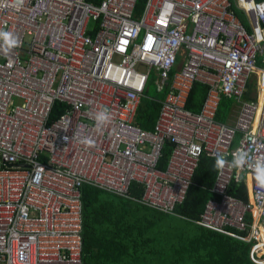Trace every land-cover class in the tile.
Wrapping results in <instances>:
<instances>
[{
  "label": "built area",
  "instance_id": "built-area-1",
  "mask_svg": "<svg viewBox=\"0 0 264 264\" xmlns=\"http://www.w3.org/2000/svg\"><path fill=\"white\" fill-rule=\"evenodd\" d=\"M138 2L0 0V32L19 42L0 39V264H83L85 186L178 215L204 156L225 165L196 222L264 264V0H146L137 14ZM152 74L164 97L146 130L136 118ZM196 83L208 87L198 113ZM222 99L234 123L218 121ZM101 110L111 121L98 129ZM241 177L246 204L229 194Z\"/></svg>",
  "mask_w": 264,
  "mask_h": 264
},
{
  "label": "trees",
  "instance_id": "trees-1",
  "mask_svg": "<svg viewBox=\"0 0 264 264\" xmlns=\"http://www.w3.org/2000/svg\"><path fill=\"white\" fill-rule=\"evenodd\" d=\"M100 5L104 0H88ZM146 0H139L137 14ZM235 14L248 27L241 10L233 7ZM100 21V20H98ZM92 25L97 26V22ZM254 84L249 86V94ZM208 87L196 83L187 108L200 112ZM162 96L142 99L136 124L153 130L160 113ZM66 105L58 102L51 121L59 118ZM234 102L222 99L217 119L228 123L234 114ZM237 145V141L235 142ZM170 147L165 146L160 170H164ZM220 169L217 160L204 156L198 168L186 202L176 209L178 215L166 214L156 209L132 202L107 192L85 186L83 188V264H255L250 258L251 244L211 231L198 224L208 202L216 198L212 189ZM132 194L141 192L132 189ZM229 194L245 204L249 202L244 177L232 182ZM247 221L252 223L249 212Z\"/></svg>",
  "mask_w": 264,
  "mask_h": 264
},
{
  "label": "clouds",
  "instance_id": "clouds-1",
  "mask_svg": "<svg viewBox=\"0 0 264 264\" xmlns=\"http://www.w3.org/2000/svg\"><path fill=\"white\" fill-rule=\"evenodd\" d=\"M0 39H3L5 41V47L8 49L18 46L19 43L18 40L10 32H0ZM95 120L96 127L100 129L110 123L111 115L107 110H101L96 113ZM83 142L89 146H92L94 144L92 140H85ZM224 165L225 161L223 159L217 160L218 169H222ZM255 171L260 186L264 187V161H261V163L255 168Z\"/></svg>",
  "mask_w": 264,
  "mask_h": 264
},
{
  "label": "rangeland",
  "instance_id": "rangeland-1",
  "mask_svg": "<svg viewBox=\"0 0 264 264\" xmlns=\"http://www.w3.org/2000/svg\"><path fill=\"white\" fill-rule=\"evenodd\" d=\"M156 82H157V80L154 79V75L152 74L151 77H150V83H149L150 96L151 97L160 96L161 95L160 92H157ZM237 113H238V108H235V111H234V114H233V117H232L230 123H234L236 121Z\"/></svg>",
  "mask_w": 264,
  "mask_h": 264
},
{
  "label": "bare ground",
  "instance_id": "bare-ground-1",
  "mask_svg": "<svg viewBox=\"0 0 264 264\" xmlns=\"http://www.w3.org/2000/svg\"><path fill=\"white\" fill-rule=\"evenodd\" d=\"M259 93L261 95V98H260V111H261L262 107L264 105V90H263L262 86H260V88H259Z\"/></svg>",
  "mask_w": 264,
  "mask_h": 264
},
{
  "label": "crops",
  "instance_id": "crops-1",
  "mask_svg": "<svg viewBox=\"0 0 264 264\" xmlns=\"http://www.w3.org/2000/svg\"><path fill=\"white\" fill-rule=\"evenodd\" d=\"M162 96V99H163V97H164V94L163 95H161ZM234 107H235V105H234ZM232 117H233V114L230 116V121H231V119H232ZM132 202H134V201H132ZM134 203H136V202H134ZM137 204H139V203H137ZM142 205V204H141ZM144 206V205H143ZM147 207V206H146ZM173 215H175V214H173ZM251 252V251H250Z\"/></svg>",
  "mask_w": 264,
  "mask_h": 264
},
{
  "label": "water",
  "instance_id": "water-1",
  "mask_svg": "<svg viewBox=\"0 0 264 264\" xmlns=\"http://www.w3.org/2000/svg\"><path fill=\"white\" fill-rule=\"evenodd\" d=\"M0 165H1V158H0Z\"/></svg>",
  "mask_w": 264,
  "mask_h": 264
}]
</instances>
